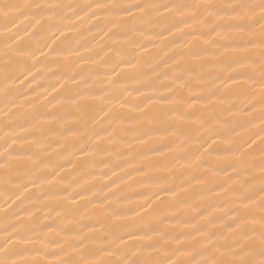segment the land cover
<instances>
[{"label": "snow or ice", "instance_id": "obj_1", "mask_svg": "<svg viewBox=\"0 0 264 264\" xmlns=\"http://www.w3.org/2000/svg\"><path fill=\"white\" fill-rule=\"evenodd\" d=\"M0 77V264H264V0H0Z\"/></svg>", "mask_w": 264, "mask_h": 264}, {"label": "bare ground", "instance_id": "obj_2", "mask_svg": "<svg viewBox=\"0 0 264 264\" xmlns=\"http://www.w3.org/2000/svg\"><path fill=\"white\" fill-rule=\"evenodd\" d=\"M65 2H69V3H72V2H89V0H65ZM0 79H2V77H0ZM0 106H2V105H0ZM0 203H2V200H0Z\"/></svg>", "mask_w": 264, "mask_h": 264}]
</instances>
